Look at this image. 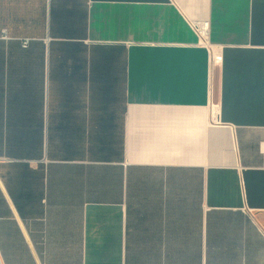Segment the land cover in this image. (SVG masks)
Listing matches in <instances>:
<instances>
[{
	"label": "crops",
	"instance_id": "0c3cea01",
	"mask_svg": "<svg viewBox=\"0 0 264 264\" xmlns=\"http://www.w3.org/2000/svg\"><path fill=\"white\" fill-rule=\"evenodd\" d=\"M0 264H264V0H0Z\"/></svg>",
	"mask_w": 264,
	"mask_h": 264
},
{
	"label": "built area",
	"instance_id": "2783aa9c",
	"mask_svg": "<svg viewBox=\"0 0 264 264\" xmlns=\"http://www.w3.org/2000/svg\"><path fill=\"white\" fill-rule=\"evenodd\" d=\"M193 28L196 30L200 38H206L209 32L210 23L206 22H192ZM30 40L26 39L24 41V46L27 47L29 45Z\"/></svg>",
	"mask_w": 264,
	"mask_h": 264
}]
</instances>
